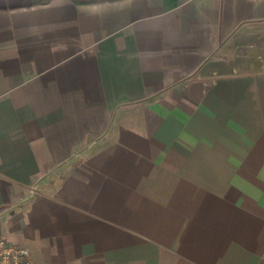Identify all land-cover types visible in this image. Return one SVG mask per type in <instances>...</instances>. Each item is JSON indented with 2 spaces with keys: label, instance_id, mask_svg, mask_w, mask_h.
I'll return each instance as SVG.
<instances>
[{
  "label": "crops",
  "instance_id": "crops-1",
  "mask_svg": "<svg viewBox=\"0 0 264 264\" xmlns=\"http://www.w3.org/2000/svg\"><path fill=\"white\" fill-rule=\"evenodd\" d=\"M0 240L264 264V0H0Z\"/></svg>",
  "mask_w": 264,
  "mask_h": 264
},
{
  "label": "built area",
  "instance_id": "built-area-1",
  "mask_svg": "<svg viewBox=\"0 0 264 264\" xmlns=\"http://www.w3.org/2000/svg\"><path fill=\"white\" fill-rule=\"evenodd\" d=\"M34 188L31 189V192ZM0 264H34L29 251L21 246L0 240Z\"/></svg>",
  "mask_w": 264,
  "mask_h": 264
}]
</instances>
